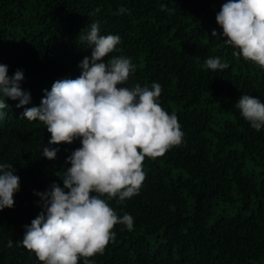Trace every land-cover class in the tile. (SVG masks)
<instances>
[{
  "label": "trees",
  "instance_id": "trees-1",
  "mask_svg": "<svg viewBox=\"0 0 264 264\" xmlns=\"http://www.w3.org/2000/svg\"><path fill=\"white\" fill-rule=\"evenodd\" d=\"M225 2L0 0V64L9 77L21 70V87L31 95L24 107L6 99L8 108L0 110L7 113L0 120V164H12L20 178L14 206L0 212V264H41L18 244L41 211L34 193L53 183L63 187L65 161L81 143L53 145L59 152L48 160L42 151L50 133L22 114L38 107L55 81L81 74L78 65L92 49L79 35L94 22L101 35L121 39L105 62L126 56L136 65L118 87L159 83L158 102L178 116L184 136L163 156L145 157L137 195L123 204L108 201L134 226H114L115 240L87 258L90 264H264V128L256 131L235 107L241 95L264 103V68L234 57L238 50L221 39L216 15ZM210 57L229 67L205 68Z\"/></svg>",
  "mask_w": 264,
  "mask_h": 264
},
{
  "label": "clouds",
  "instance_id": "clouds-1",
  "mask_svg": "<svg viewBox=\"0 0 264 264\" xmlns=\"http://www.w3.org/2000/svg\"><path fill=\"white\" fill-rule=\"evenodd\" d=\"M161 5V10L166 9ZM96 11H99L97 9ZM127 11L120 9V13ZM227 45L233 46L234 57H243L264 68V0H226L216 15ZM85 30V29H84ZM79 35L92 49L78 65L81 74L53 83L45 90L40 105L25 108L22 118L39 121L46 126L51 139L43 146L42 155L55 160L59 148L72 144L81 147L67 157L63 170V187L57 183L39 197L40 213L25 225L22 242L34 252L41 264H90L89 259L103 253L115 240L114 226L121 224L131 231L134 218L118 216L109 206L114 198L123 204L139 193L146 176L145 157L163 156L171 147L179 146L184 133L178 116L165 111L158 98L162 86L125 85L136 65L126 56L109 57L121 39L118 35H101L99 22L91 23L87 34ZM211 37H218L213 30ZM204 67L224 70L228 63L210 57ZM24 74L17 70L11 77L7 65L0 64V110L8 108L6 99L18 100V108L31 102L21 82ZM235 107L252 128H264V103L252 95H241ZM7 115L0 112V120ZM20 190V178L12 164H0V212L14 206V195ZM107 197V199L103 197ZM13 246L9 240L8 247Z\"/></svg>",
  "mask_w": 264,
  "mask_h": 264
}]
</instances>
